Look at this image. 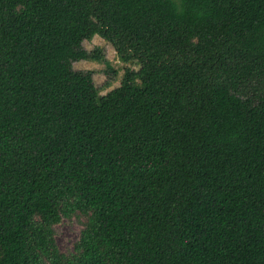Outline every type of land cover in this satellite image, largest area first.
I'll return each instance as SVG.
<instances>
[{
	"label": "trees",
	"instance_id": "obj_1",
	"mask_svg": "<svg viewBox=\"0 0 264 264\" xmlns=\"http://www.w3.org/2000/svg\"><path fill=\"white\" fill-rule=\"evenodd\" d=\"M0 264H264V0H0Z\"/></svg>",
	"mask_w": 264,
	"mask_h": 264
},
{
	"label": "rangeland",
	"instance_id": "obj_2",
	"mask_svg": "<svg viewBox=\"0 0 264 264\" xmlns=\"http://www.w3.org/2000/svg\"><path fill=\"white\" fill-rule=\"evenodd\" d=\"M83 46L86 50L101 47L105 60L96 62L91 60L77 61L73 63L75 70H92L94 72V83L97 86L104 85L107 81L109 85L103 86L99 93L104 94L110 89L118 86L124 71V64L117 57L114 47L102 37L95 35L90 40H85ZM98 97L90 99L89 104L97 103ZM82 228L81 220H63L55 227L56 242L60 250L67 252L72 249L74 241L78 238Z\"/></svg>",
	"mask_w": 264,
	"mask_h": 264
}]
</instances>
